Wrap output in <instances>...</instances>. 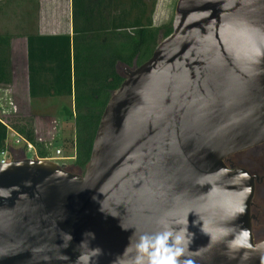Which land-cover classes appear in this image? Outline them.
<instances>
[{
    "label": "water",
    "instance_id": "obj_1",
    "mask_svg": "<svg viewBox=\"0 0 264 264\" xmlns=\"http://www.w3.org/2000/svg\"><path fill=\"white\" fill-rule=\"evenodd\" d=\"M123 77L84 173L0 163V264H75L85 232L103 249L97 264H126L130 237L162 219L195 234L194 264H264L251 234L235 252L212 239L250 232L252 179L222 161L264 142V0H178L172 33Z\"/></svg>",
    "mask_w": 264,
    "mask_h": 264
},
{
    "label": "trees",
    "instance_id": "obj_2",
    "mask_svg": "<svg viewBox=\"0 0 264 264\" xmlns=\"http://www.w3.org/2000/svg\"><path fill=\"white\" fill-rule=\"evenodd\" d=\"M157 0H71V34L27 39L30 99L73 100L74 174L84 173L102 113L124 77L119 67L144 64L157 44L172 33V23L153 25ZM0 34V87L12 84L11 41ZM16 132L46 152L35 141L31 127ZM7 127L0 122V151L5 148Z\"/></svg>",
    "mask_w": 264,
    "mask_h": 264
},
{
    "label": "rangeland",
    "instance_id": "obj_3",
    "mask_svg": "<svg viewBox=\"0 0 264 264\" xmlns=\"http://www.w3.org/2000/svg\"><path fill=\"white\" fill-rule=\"evenodd\" d=\"M151 4V0H145ZM178 0H157L152 15L153 25L160 27L172 23ZM66 18V16H64ZM6 19L0 14V34H8ZM34 32H31L33 34ZM125 67L120 66L119 72L124 75ZM3 88V87H2ZM73 100L69 97L30 99L28 93L21 89L0 92V122L7 127L6 148H8V161L33 159L46 160L57 164L70 173H76L73 160H54L55 151L61 150L65 157H72L74 153ZM31 127L35 141L46 152L45 158H38L35 153L25 151L24 146L14 144L18 127ZM19 148V149H18ZM25 151V152H24Z\"/></svg>",
    "mask_w": 264,
    "mask_h": 264
},
{
    "label": "clouds",
    "instance_id": "obj_4",
    "mask_svg": "<svg viewBox=\"0 0 264 264\" xmlns=\"http://www.w3.org/2000/svg\"><path fill=\"white\" fill-rule=\"evenodd\" d=\"M102 211H104L103 208ZM243 212L244 208L241 206L238 213ZM182 223L181 221L170 222L162 219L160 221L161 230L153 233H143L136 239L135 243L130 237V243L126 247L124 255L129 256L133 251L135 255L129 256L126 264H194L193 260L187 257L190 246L194 242L195 234L189 232L186 224L180 226ZM122 227L124 228L123 225ZM124 230L127 229L124 228ZM202 232L206 233L204 227ZM84 237L77 246V251L80 254L75 260V264H93L94 260L97 264L98 259L104 255L103 249L90 246V242L96 238L95 233L85 232ZM229 237L231 238L228 239ZM212 239L219 242L226 240V247L230 252L252 248V244L249 242L250 232L243 227L238 232L224 230L221 236H213ZM72 240L73 236L71 234L64 233L65 248L69 247Z\"/></svg>",
    "mask_w": 264,
    "mask_h": 264
},
{
    "label": "crops",
    "instance_id": "obj_5",
    "mask_svg": "<svg viewBox=\"0 0 264 264\" xmlns=\"http://www.w3.org/2000/svg\"><path fill=\"white\" fill-rule=\"evenodd\" d=\"M0 14L6 19L8 34L13 37L12 84L8 89L16 92L21 89L29 95L26 37L31 32L42 36L70 35L71 0H0ZM6 88L0 87V92Z\"/></svg>",
    "mask_w": 264,
    "mask_h": 264
},
{
    "label": "flooded vegetation",
    "instance_id": "obj_6",
    "mask_svg": "<svg viewBox=\"0 0 264 264\" xmlns=\"http://www.w3.org/2000/svg\"><path fill=\"white\" fill-rule=\"evenodd\" d=\"M222 162L226 168L243 170L251 177L253 191L249 201L250 234L254 244L264 242V142L231 153Z\"/></svg>",
    "mask_w": 264,
    "mask_h": 264
},
{
    "label": "built area",
    "instance_id": "obj_7",
    "mask_svg": "<svg viewBox=\"0 0 264 264\" xmlns=\"http://www.w3.org/2000/svg\"><path fill=\"white\" fill-rule=\"evenodd\" d=\"M13 135L15 137V140H14L15 145L24 146L25 151L35 153V146L32 143H30L27 139H25L20 134H16L13 132ZM7 158H8V148L5 147L3 150L0 151V163L7 164L9 162ZM54 160L68 161V160H74V157H65L62 151L58 149L55 151Z\"/></svg>",
    "mask_w": 264,
    "mask_h": 264
}]
</instances>
